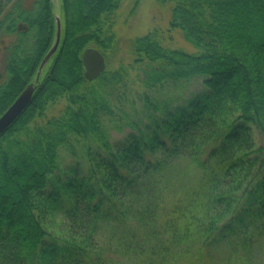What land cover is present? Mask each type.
<instances>
[{
  "label": "trees",
  "instance_id": "trees-1",
  "mask_svg": "<svg viewBox=\"0 0 264 264\" xmlns=\"http://www.w3.org/2000/svg\"><path fill=\"white\" fill-rule=\"evenodd\" d=\"M121 1H62L61 48L0 136V264H264V159L255 143V132L264 138V0H169L170 26L195 53L152 32L131 43L132 64L87 81L82 54L114 46L104 19ZM54 33L51 0H0V44L17 38L7 46L0 116L35 77ZM133 69L149 86L204 77L205 88L111 149L101 115ZM71 135H98L110 151L54 185ZM174 159L198 171L184 198L171 180Z\"/></svg>",
  "mask_w": 264,
  "mask_h": 264
},
{
  "label": "rangeland",
  "instance_id": "rangeland-1",
  "mask_svg": "<svg viewBox=\"0 0 264 264\" xmlns=\"http://www.w3.org/2000/svg\"><path fill=\"white\" fill-rule=\"evenodd\" d=\"M56 14L62 13V0H54ZM54 11V10H53ZM105 29L107 35L113 34L116 43L107 51L99 49L106 57L108 69L113 70L120 65H130L133 61L131 43L138 37L156 32L161 42L173 49H182L195 53L197 50L184 37L183 32L171 28V3L169 0H122L117 11L106 17ZM17 38L6 39L1 47L14 45ZM98 49V48H97ZM8 54L5 50L0 52V72H4ZM204 77L190 80H168L161 84L149 86L146 84V75L138 69L129 70L128 76L118 86L110 99L111 112L101 115V129L109 142L111 149H116L134 135L139 136L140 131L155 118L161 117L164 110L185 104L195 94L204 90ZM67 100L57 103L50 111L53 114L60 109ZM255 143L258 148L257 155L264 159V138L255 132ZM105 139L98 135L82 136L71 135L67 145L58 150V169L52 175L54 185L65 181L71 170L79 174L86 173L92 164L94 156H106L110 151L106 148ZM178 170L171 172V180L178 187V195L185 197L188 187H191L198 175L193 164L184 160L174 159ZM178 182L180 185H178ZM177 183V184H176ZM58 222L53 218L49 227ZM230 264H236L230 263ZM262 264V263H260Z\"/></svg>",
  "mask_w": 264,
  "mask_h": 264
},
{
  "label": "water",
  "instance_id": "water-1",
  "mask_svg": "<svg viewBox=\"0 0 264 264\" xmlns=\"http://www.w3.org/2000/svg\"><path fill=\"white\" fill-rule=\"evenodd\" d=\"M61 6V0L60 4ZM55 21V34L51 48L42 59L34 80L29 83L26 88L18 95L15 101L0 116V136L13 124V122L21 115V113L32 102L35 92L37 91L41 78L46 68L54 58L59 49L62 36V17L56 14L54 0H52ZM107 69V60L105 55L95 47H88L82 54V75L87 81H92L101 76Z\"/></svg>",
  "mask_w": 264,
  "mask_h": 264
},
{
  "label": "flooded vegetation",
  "instance_id": "flooded-vegetation-1",
  "mask_svg": "<svg viewBox=\"0 0 264 264\" xmlns=\"http://www.w3.org/2000/svg\"><path fill=\"white\" fill-rule=\"evenodd\" d=\"M63 1V0H62ZM51 4H52V0H51ZM62 13H63V11H62ZM56 21V19H54V22ZM63 24H65L64 23V18H62V26H63V29H62V36H61V43H60V46H59V49H58V51L60 50V48H61V45H62V42H63V36H64V26L65 25H63ZM56 35V34H55ZM4 43H5V41H3L1 44H0V52L1 51H3V50H5V52L8 54V48H7V46L6 47H1V45H4ZM51 46H52V44H51ZM51 46H50V48H51ZM49 48V49H50ZM58 51L56 52V54H55V56H54V58L57 56V53H58ZM53 58V59H54ZM52 59V60H53ZM51 63V62H50ZM8 66H9V64H8V58H7V62H5V68H6V70L4 71V72H0V86L1 85H3L4 84V82L7 80V78H8ZM36 73H37V71H36ZM35 73V74H36ZM36 76V75H35ZM34 76H32V78L29 80V82L24 86V89L26 88V86L29 84V83H31L33 80H34ZM23 89V90H24ZM22 90V91H23Z\"/></svg>",
  "mask_w": 264,
  "mask_h": 264
},
{
  "label": "bare ground",
  "instance_id": "bare-ground-1",
  "mask_svg": "<svg viewBox=\"0 0 264 264\" xmlns=\"http://www.w3.org/2000/svg\"><path fill=\"white\" fill-rule=\"evenodd\" d=\"M63 25H65V24H63ZM54 34H55V33H54ZM53 40H54V38H53ZM53 40H52V43H51V44H53ZM39 66H40V65H39ZM38 68H39V67H38ZM107 68H108V66H107ZM37 71H38V70H37ZM14 101H15V100H14ZM14 101H13V102H14Z\"/></svg>",
  "mask_w": 264,
  "mask_h": 264
}]
</instances>
